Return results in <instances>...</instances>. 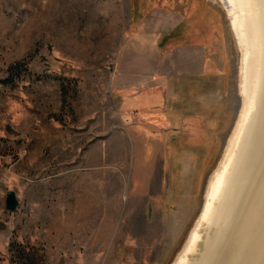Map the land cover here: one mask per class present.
I'll return each instance as SVG.
<instances>
[{
  "label": "rangeland",
  "instance_id": "1",
  "mask_svg": "<svg viewBox=\"0 0 264 264\" xmlns=\"http://www.w3.org/2000/svg\"><path fill=\"white\" fill-rule=\"evenodd\" d=\"M176 26L209 46L208 76L131 105L121 50ZM241 64L219 0H0V264H176L240 119Z\"/></svg>",
  "mask_w": 264,
  "mask_h": 264
},
{
  "label": "bare ground",
  "instance_id": "2",
  "mask_svg": "<svg viewBox=\"0 0 264 264\" xmlns=\"http://www.w3.org/2000/svg\"><path fill=\"white\" fill-rule=\"evenodd\" d=\"M219 1L242 51L243 106L201 218L176 264H264V0ZM211 225L213 231L204 235V226ZM204 241L205 255L194 260Z\"/></svg>",
  "mask_w": 264,
  "mask_h": 264
},
{
  "label": "crops",
  "instance_id": "3",
  "mask_svg": "<svg viewBox=\"0 0 264 264\" xmlns=\"http://www.w3.org/2000/svg\"><path fill=\"white\" fill-rule=\"evenodd\" d=\"M179 28L161 34L139 31L121 50L112 86L116 92L130 93L131 105L154 104L157 95L165 96L162 91L168 87L208 76L209 46L188 42V30H183L185 33L178 35L180 42H176L173 31Z\"/></svg>",
  "mask_w": 264,
  "mask_h": 264
},
{
  "label": "water",
  "instance_id": "4",
  "mask_svg": "<svg viewBox=\"0 0 264 264\" xmlns=\"http://www.w3.org/2000/svg\"><path fill=\"white\" fill-rule=\"evenodd\" d=\"M18 206V201L16 198V195L13 193H10V195L7 198V209L9 211H15V208Z\"/></svg>",
  "mask_w": 264,
  "mask_h": 264
}]
</instances>
